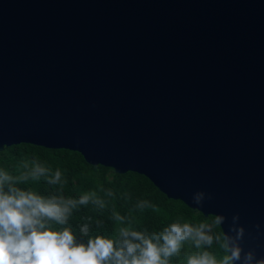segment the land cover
Instances as JSON below:
<instances>
[{
    "label": "water",
    "instance_id": "95a60500",
    "mask_svg": "<svg viewBox=\"0 0 264 264\" xmlns=\"http://www.w3.org/2000/svg\"><path fill=\"white\" fill-rule=\"evenodd\" d=\"M20 143L142 175L221 232L238 215L264 258V0H0V151Z\"/></svg>",
    "mask_w": 264,
    "mask_h": 264
},
{
    "label": "clouds",
    "instance_id": "9594fccd",
    "mask_svg": "<svg viewBox=\"0 0 264 264\" xmlns=\"http://www.w3.org/2000/svg\"><path fill=\"white\" fill-rule=\"evenodd\" d=\"M41 180L54 189L51 194L19 186ZM64 183L60 169L53 171L36 157L22 161L16 175L0 168V264H172L185 245V264H264V258L257 259L253 250L241 246L245 230L238 226V215L232 216L227 232L214 233L225 224L224 215H214L211 223L177 220L150 232L136 229L126 216L112 211L110 219L119 225L114 238L93 235L91 216L78 225L77 236L68 226L74 210L92 205L102 213L107 201L99 193L111 198L114 192L100 186L73 198L63 194ZM206 198L212 197L197 191L192 203L199 210ZM153 207L148 200L135 205L139 210ZM102 227L103 221L95 220V228ZM214 243L222 255L208 250Z\"/></svg>",
    "mask_w": 264,
    "mask_h": 264
},
{
    "label": "trees",
    "instance_id": "16d2710c",
    "mask_svg": "<svg viewBox=\"0 0 264 264\" xmlns=\"http://www.w3.org/2000/svg\"><path fill=\"white\" fill-rule=\"evenodd\" d=\"M33 157L38 158L53 171L61 170L63 180L66 181L63 186L65 196L78 198L85 192L98 191L100 186L114 192V196L111 198L99 193L107 201V208L102 213L93 209L92 205L74 210L68 226L77 236L80 235L78 225L86 223V217L91 216L93 218V235L103 234L109 238H114V229L119 225L110 219L112 211L126 216L136 229L143 230L146 228L150 232L159 231L177 220L191 224L211 223L213 216H203L200 212L190 209L178 200L168 199L146 177L133 172L118 174L107 167L89 165L75 151L47 149L20 143L5 147L0 151V168L16 175L20 171L21 162ZM19 186L31 187L42 195L51 194L54 191L43 180L39 182L29 181L28 184ZM140 200H148L155 207L143 210L136 209L135 205ZM97 219L103 221L101 229L95 228V220ZM214 233H221L220 228H215ZM208 250L220 255L223 254L219 245L215 243ZM188 251L189 248L185 245L181 250V258H173L172 264H185L183 254Z\"/></svg>",
    "mask_w": 264,
    "mask_h": 264
}]
</instances>
